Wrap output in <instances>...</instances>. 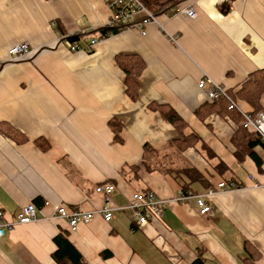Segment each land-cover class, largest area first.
Wrapping results in <instances>:
<instances>
[{
	"label": "crops",
	"instance_id": "obj_1",
	"mask_svg": "<svg viewBox=\"0 0 264 264\" xmlns=\"http://www.w3.org/2000/svg\"><path fill=\"white\" fill-rule=\"evenodd\" d=\"M221 4L192 0L187 6H194L195 19L161 16L144 36L124 30L89 53H72L62 42L68 35L88 43L105 27L102 0H0V124L26 138L0 133V210L7 221L28 203L42 212L0 240V264H57L58 235L83 264H264V148L243 139L237 149L239 125L217 113L196 114L206 100L197 88L204 76L237 91L252 72L264 71V0H226L225 14ZM22 43L34 52L8 61L9 48ZM118 55L145 63L136 101L125 92ZM237 105L252 110L244 101ZM169 110L200 138L207 158L169 146L176 179L141 166L143 146L158 150L181 139L165 118ZM131 166L138 169L128 182L121 172L132 178ZM230 182L237 187L217 189ZM106 184L114 187L115 208L149 191L167 207L142 228L123 211L75 231L54 218L60 206L98 210L104 199L95 189ZM180 193L188 199L174 201ZM200 199L208 215L199 213Z\"/></svg>",
	"mask_w": 264,
	"mask_h": 264
},
{
	"label": "built area",
	"instance_id": "obj_2",
	"mask_svg": "<svg viewBox=\"0 0 264 264\" xmlns=\"http://www.w3.org/2000/svg\"><path fill=\"white\" fill-rule=\"evenodd\" d=\"M109 10V19L105 27H124V30H135L144 36L145 29L151 24H158V18L155 17L140 0H102ZM226 0H220L225 3ZM175 14H182L190 19L196 18L194 6H186L176 10ZM109 37L91 38L88 43L83 46L80 43H72L67 39L62 42L72 53L91 52L93 48L101 41ZM174 41L173 38L170 37ZM34 50L28 44H16L9 48L7 58L10 62H16L29 57ZM199 90H204L209 100L224 98L229 103V109L235 110L241 117V126L245 129L253 131L260 139L264 147V112L250 114L242 111L237 103L226 93L225 88L214 83L210 78L204 76L197 83ZM237 186L233 182L220 183L217 185L218 190H231ZM114 191L112 185L98 186L95 192L103 196L102 206L95 211H87L82 205L68 208L64 206L56 207L53 216L56 219L64 220L71 231H75L79 225L89 224L94 217L100 216L105 223L113 219L115 212H128L131 222L144 227L151 220L159 219L166 209L168 201L159 198L155 193L138 192L133 193L128 204L123 208H115L110 203V196ZM188 197L180 193L175 197L174 201L184 202ZM44 205L48 206V203ZM200 214L208 215L211 211L210 206L200 199ZM6 213L0 210V240L7 236L8 232L16 225L29 224L41 219L42 212L32 203L22 206L17 213L13 215L12 221H7Z\"/></svg>",
	"mask_w": 264,
	"mask_h": 264
},
{
	"label": "trees",
	"instance_id": "obj_3",
	"mask_svg": "<svg viewBox=\"0 0 264 264\" xmlns=\"http://www.w3.org/2000/svg\"><path fill=\"white\" fill-rule=\"evenodd\" d=\"M140 1L155 17L159 18L161 16L175 15L177 9L186 7L192 0ZM218 8L222 14H225L228 11V7H226L225 3L219 5ZM122 31H124V27H101L95 30L93 33H95V36L99 38L115 36ZM81 37V34H74L68 35L65 39L72 43H80ZM116 63L124 74V85L127 96L132 101H136L139 92L138 78L145 69L144 61L139 56L135 55H118L116 57ZM225 91L236 103H238V100H241L248 104L252 108L250 114H255L262 111L264 112V108L261 105V99L264 97V71L258 70L252 72L249 75L248 80L243 83L237 91H231L229 89H225ZM213 113H217L224 117H229L233 122L239 125L237 133L233 137V145L237 149H240L241 146H244V143L242 142L243 139L248 140V142L250 141L251 144H260L263 147L260 139L253 131L245 129L241 126V117L235 110L229 109V103L224 98L209 100L206 97L203 105H201L196 111V114L199 115L201 119H204L209 114ZM165 118L181 135V139H179V141L171 143L167 146L174 145L178 150V154H181L188 148L199 151L198 148L200 147H198V144L201 141L200 138L192 131L186 133L188 126L179 116H177V114H175L172 110H169L165 114ZM0 133L15 141L26 140V138L20 135L18 131L5 123L0 124ZM159 158V150L153 149L147 145L143 146L141 166H143L147 172L158 171L169 174L175 179L178 178L176 171L167 162L166 155L164 154L160 159ZM129 169L132 170V172L134 171V176H132V178L126 176L124 171L121 172V175L128 182L136 179V171L138 167L131 166ZM54 243L56 244L57 249L52 254V258L57 264H83V259L81 256L63 235L56 236L54 238ZM193 264H201L200 259L195 260Z\"/></svg>",
	"mask_w": 264,
	"mask_h": 264
},
{
	"label": "rangeland",
	"instance_id": "obj_4",
	"mask_svg": "<svg viewBox=\"0 0 264 264\" xmlns=\"http://www.w3.org/2000/svg\"><path fill=\"white\" fill-rule=\"evenodd\" d=\"M160 21V18H158V22ZM94 38H97V37H94ZM91 39V38H89ZM174 39V42H176V39L173 37ZM89 41V40H88ZM87 42H80L81 45H85ZM177 43V42H176ZM190 131V129H189ZM171 148L169 146H164V147H160L158 150H159V153H160V158L161 156H163L164 154H166ZM199 149V148H198ZM176 152H178L177 148H175ZM199 155L202 156L203 158L207 159L205 154L202 153V151L199 149ZM159 158V159H160Z\"/></svg>",
	"mask_w": 264,
	"mask_h": 264
}]
</instances>
